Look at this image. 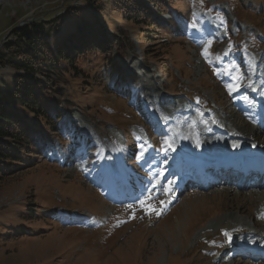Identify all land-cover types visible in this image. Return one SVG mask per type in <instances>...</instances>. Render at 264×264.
<instances>
[{
  "label": "rangeland",
  "instance_id": "1",
  "mask_svg": "<svg viewBox=\"0 0 264 264\" xmlns=\"http://www.w3.org/2000/svg\"><path fill=\"white\" fill-rule=\"evenodd\" d=\"M94 1L91 4L85 0H0V48L6 40L13 39L11 30L35 20L51 22L55 18L61 19L67 12L73 14L62 24L60 30L63 33L73 31V18L87 21L95 16L105 33L115 36L118 41V46L109 51L103 64L92 66L95 61H102V56H98V60L90 59L87 64L80 63L77 69L82 73L78 77H68V84H63L72 105L64 113V128L69 132L66 144L70 150L66 157L69 161L80 153L76 161L85 164L83 158L87 149L80 136L83 133L93 134L97 130L102 139L106 138L115 148L121 149L119 144L124 138L129 142L135 138L133 131L143 132V127L153 132L156 130L154 126L151 129L148 121L136 110L133 104L138 100L135 97L132 101L127 95H120L123 100L115 98L116 92L110 89L115 68L121 67L127 75L129 88L139 86V101L143 104L146 103L144 95L149 82V87L161 97L180 99L187 106L210 114L205 121L211 123L224 121L226 115L232 113L228 93H235L238 87L226 80L228 63L222 70L206 65L207 61L213 60L215 66L221 65L220 54L230 49L237 65L236 75L243 80L253 71L250 66H243V61L237 63V55L242 53L244 57L246 53V60L249 55L251 59L256 57L250 52H256L258 58L264 54V0H164L166 15L163 23L167 21L169 24H162L164 27L152 21L135 23L126 20L122 14L113 11V0ZM146 6L152 9L150 4ZM98 7L105 8V14L97 12ZM174 12L181 13L185 22H175ZM210 17L221 24L220 39L201 37L208 32ZM167 29H174L175 33L169 34ZM216 34L214 32L213 36ZM190 37H195L198 44ZM133 64L139 67H133ZM12 71L8 66H0V79L3 77L10 84L8 77ZM27 121L34 125L45 124L41 118H27ZM72 123L77 124L76 133L70 130ZM57 136L64 145L63 135L59 133ZM48 140L41 149L42 156L37 159L34 154L25 157L20 171L0 180V264H215L214 260L223 248H218L211 260L206 254L210 253L209 250H216L213 243L222 241V233H231V228L222 225L221 221L216 223L217 227H208L226 214L235 213L234 219L243 218L248 224L245 226L255 230L258 195L233 191L234 186L229 183L214 192L186 191L179 202L171 205L163 219L152 217L148 221L137 217L135 221L118 227L129 220L128 215H138L139 211L118 209L115 204L108 206L96 189L108 190L112 184L101 180L99 175L94 177L95 181H87L81 175H89V168L80 173L77 165L61 169L49 165L52 163L46 161L45 156H56L59 148L56 137ZM155 145L164 150L165 142L158 139ZM73 149L79 150L73 152ZM139 156L140 153L133 159V168L142 170L141 175L132 174L137 177L136 182L141 181L145 179L143 169L149 166L145 169L149 175L143 183L153 178L158 161L171 157L168 151L161 152L158 156L151 155L154 162L141 164ZM128 161H132V156H128ZM94 183L95 189L90 187ZM128 191L131 192L132 188ZM116 193L119 191L113 195ZM61 209L69 213L86 212L90 216L86 221L91 228L65 226L69 220L67 217L57 222L56 214L52 212ZM49 213L51 215H47ZM206 238H210L206 243L209 245L200 242ZM221 264L258 263L236 259L223 260Z\"/></svg>",
  "mask_w": 264,
  "mask_h": 264
},
{
  "label": "trees",
  "instance_id": "2",
  "mask_svg": "<svg viewBox=\"0 0 264 264\" xmlns=\"http://www.w3.org/2000/svg\"><path fill=\"white\" fill-rule=\"evenodd\" d=\"M163 3L164 0H113L111 6L128 21L150 23L153 15L163 10ZM98 8L97 12L105 14V8ZM70 14L73 13L67 12L51 22L35 20L15 28L11 30L13 39L6 40L0 48V66L13 70L8 77L10 84L2 80L0 86V180L20 171L22 160L36 154L35 134L26 125L27 118L44 120V130L54 128L60 120L58 103L65 100L67 107L72 106L65 89L68 77H78L82 71L77 66L90 63V59L102 56V61L90 65L104 63L109 51L118 46L115 36L107 35L95 16L87 21L73 18V31L63 33L60 28L72 18Z\"/></svg>",
  "mask_w": 264,
  "mask_h": 264
},
{
  "label": "bare ground",
  "instance_id": "3",
  "mask_svg": "<svg viewBox=\"0 0 264 264\" xmlns=\"http://www.w3.org/2000/svg\"><path fill=\"white\" fill-rule=\"evenodd\" d=\"M133 67L139 66L133 64ZM256 70V79L260 87L252 89L251 85L246 84L242 93H248L252 90V93L258 95V100L264 103V55L256 65ZM147 85L145 88L146 100L153 106L157 119L161 123H165L164 131L169 136L172 150L178 155L176 158L177 162H182L184 156L201 157L208 160L212 165L224 166V170L227 165L246 167L248 164L264 160V129L260 125L252 126L251 121L258 122V120L243 114L238 103L233 102L231 104L236 108V111L227 114L224 118L225 123L221 126L206 125L199 120L198 110L187 107L184 101L180 99L162 98L155 89L149 87V82ZM253 111L264 116L263 109L259 111L254 109ZM221 175V172L217 171L215 177ZM214 179H209L210 182L207 186L212 192L220 189L214 184ZM171 190V188H167V191ZM231 190L258 195L259 202L256 206L255 215L257 218L254 219L255 226H253L256 229L258 224V229L253 231L249 227V229L244 231V226L248 224L245 223L246 221L243 218L234 219L237 216L235 213L226 214L219 221H216L214 225L221 221L222 225L232 228L233 231L240 230L243 236L238 237L234 242L236 245L233 246H242L240 248H249L251 251L254 250L262 254L264 252V226L261 224V217H264V190H251L247 182L241 186V189L234 187Z\"/></svg>",
  "mask_w": 264,
  "mask_h": 264
},
{
  "label": "snow or ice",
  "instance_id": "4",
  "mask_svg": "<svg viewBox=\"0 0 264 264\" xmlns=\"http://www.w3.org/2000/svg\"><path fill=\"white\" fill-rule=\"evenodd\" d=\"M165 119H167V117H165ZM165 144H167V141H165ZM143 155H144V153H143V151H141L140 156L137 157V158H138V159H139V158H142ZM141 203L143 204L144 201H141ZM222 234H223L224 236H226V237L229 238V242L231 241V237H230V234H229L228 232H223Z\"/></svg>",
  "mask_w": 264,
  "mask_h": 264
}]
</instances>
